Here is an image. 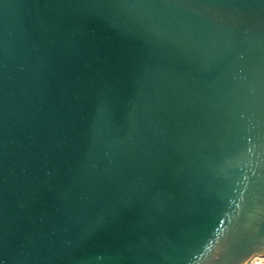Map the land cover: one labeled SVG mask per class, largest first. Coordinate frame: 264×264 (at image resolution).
<instances>
[{"label":"water","instance_id":"1","mask_svg":"<svg viewBox=\"0 0 264 264\" xmlns=\"http://www.w3.org/2000/svg\"><path fill=\"white\" fill-rule=\"evenodd\" d=\"M264 255V0H0V264Z\"/></svg>","mask_w":264,"mask_h":264},{"label":"rangeland","instance_id":"2","mask_svg":"<svg viewBox=\"0 0 264 264\" xmlns=\"http://www.w3.org/2000/svg\"><path fill=\"white\" fill-rule=\"evenodd\" d=\"M249 262H250L249 264H264V257H262L260 261L251 259Z\"/></svg>","mask_w":264,"mask_h":264},{"label":"bare ground","instance_id":"3","mask_svg":"<svg viewBox=\"0 0 264 264\" xmlns=\"http://www.w3.org/2000/svg\"><path fill=\"white\" fill-rule=\"evenodd\" d=\"M262 257H264V255L253 256L251 259H252V260H259V261H260V260L262 259ZM251 259H249L245 264H249V263H250L249 261H250Z\"/></svg>","mask_w":264,"mask_h":264}]
</instances>
